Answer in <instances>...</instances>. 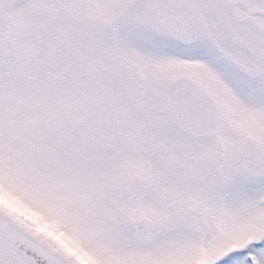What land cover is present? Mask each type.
<instances>
[{
	"label": "snow or ice",
	"instance_id": "6c2138e0",
	"mask_svg": "<svg viewBox=\"0 0 264 264\" xmlns=\"http://www.w3.org/2000/svg\"><path fill=\"white\" fill-rule=\"evenodd\" d=\"M0 264H264V0H0Z\"/></svg>",
	"mask_w": 264,
	"mask_h": 264
}]
</instances>
